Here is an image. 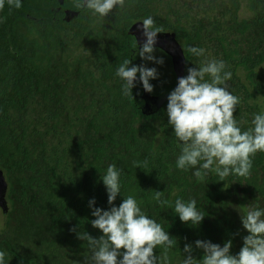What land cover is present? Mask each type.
<instances>
[{
	"label": "trees",
	"instance_id": "16d2710c",
	"mask_svg": "<svg viewBox=\"0 0 264 264\" xmlns=\"http://www.w3.org/2000/svg\"><path fill=\"white\" fill-rule=\"evenodd\" d=\"M28 1L27 15L25 5L16 9L7 0L0 11L5 204L0 206V251L6 261L91 264L92 250L77 232L102 235L92 227L89 201L104 210L111 207L101 178L111 164L121 171V195L114 205L133 196L149 218L177 239L167 252L168 264H182L186 243L201 259L196 240L221 246L231 240V254H238L248 235L241 217L264 209V153L254 157L247 179L230 175L219 181L210 172L199 181L195 169L176 167L182 142L168 124V100L151 114L138 111L137 104L145 110L150 103L141 94L139 74L132 98L122 94L116 71L125 59L132 60L157 69L158 78L150 80L154 93L172 89L176 72L165 50L155 46L162 65L142 60L139 50L128 51V28L152 17L156 26L173 31L185 49L182 77L189 67L208 60L225 62L232 73L228 90L240 98L234 116L246 131L254 115L264 113V0H126L105 20L83 9L69 21L50 18L46 0ZM189 46L204 48L205 54L194 56L186 51ZM145 161L146 167L133 166ZM154 191L163 192L170 206L153 199ZM176 199L196 200L205 215L199 226L180 221L173 211ZM163 252L156 250L158 256Z\"/></svg>",
	"mask_w": 264,
	"mask_h": 264
},
{
	"label": "clouds",
	"instance_id": "9594fccd",
	"mask_svg": "<svg viewBox=\"0 0 264 264\" xmlns=\"http://www.w3.org/2000/svg\"><path fill=\"white\" fill-rule=\"evenodd\" d=\"M7 4L16 9L22 7L21 0H7ZM125 6L126 0H73V7L86 9L102 20L114 9ZM4 7L5 0H0V11ZM163 31L152 17L143 19L142 34L146 39L138 53L142 60L164 63L154 55L157 34ZM136 45L137 40L134 47ZM186 51L197 57L205 54V49L199 47L189 46ZM226 67L223 60L216 59L202 63L199 68L189 67L187 75L178 79L177 86L167 97L168 124L182 142L176 167L182 171L195 169L193 174L199 181H204L210 172L216 174L219 181H226L230 175L247 179L251 176L254 157L264 153V113L254 115L253 127L241 130L234 116L240 98L228 90L227 82L232 79V73L226 71ZM138 74L144 90L153 92L150 80L158 78L157 69L133 65L132 60L125 59L116 71V76L123 81V95L133 98L132 89ZM206 76L210 79L206 80ZM133 166L146 167L147 162H133ZM120 176L121 171L115 164L109 165L106 174L101 176L111 205L108 210L94 207V199L89 201L95 217L92 227L99 229L102 235L95 238L87 231L77 232V238L87 241L92 250L91 264H168L167 252L178 243L177 239L149 218L133 196L124 198L119 206L114 205L121 195ZM162 197L163 192L154 191L153 199L161 206H170ZM196 204L195 199L188 202L176 199L173 211L181 222L197 227L205 215ZM241 221L248 235L243 237L238 254H231V240L223 246L196 240L195 248L203 250L202 258H194L193 246L186 243L182 264H264V209L247 211ZM71 231L76 232V228ZM157 248L164 250L163 255L156 254ZM5 257L6 253L0 251V264H9Z\"/></svg>",
	"mask_w": 264,
	"mask_h": 264
},
{
	"label": "water",
	"instance_id": "95a60500",
	"mask_svg": "<svg viewBox=\"0 0 264 264\" xmlns=\"http://www.w3.org/2000/svg\"><path fill=\"white\" fill-rule=\"evenodd\" d=\"M50 7V18H56L61 21H69L72 18L76 17L83 9H76L73 7V0H46ZM29 4L25 6V13L28 14ZM145 37L142 34V21L138 20L128 28L127 30V45L128 51L134 53L136 50H139L145 41ZM138 41V45L134 47V44ZM155 46H158L165 50L171 57L173 68L176 72V81L174 86L175 88L178 83V79L182 77L185 73V55L181 44L175 37L173 31L164 30L163 33L157 34V43ZM167 90L163 93H148L144 90H141V94L148 96L150 98L149 106L143 110L140 104H137L136 107L138 111L144 112L145 114H151L155 112L161 104H163L168 95L171 93V90ZM3 193H4V183L3 178L1 177L0 172V206L4 208L3 202Z\"/></svg>",
	"mask_w": 264,
	"mask_h": 264
},
{
	"label": "flooded vegetation",
	"instance_id": "af4514ba",
	"mask_svg": "<svg viewBox=\"0 0 264 264\" xmlns=\"http://www.w3.org/2000/svg\"><path fill=\"white\" fill-rule=\"evenodd\" d=\"M21 3L23 4V5H27V4H29V7H30V1H28V0H21ZM29 7H28V10H29ZM24 12H25V7H24ZM26 14V13H25ZM27 15V14H26Z\"/></svg>",
	"mask_w": 264,
	"mask_h": 264
},
{
	"label": "rangeland",
	"instance_id": "374dc122",
	"mask_svg": "<svg viewBox=\"0 0 264 264\" xmlns=\"http://www.w3.org/2000/svg\"><path fill=\"white\" fill-rule=\"evenodd\" d=\"M157 51V50H156ZM156 51L154 52V55L156 56L157 55V53H156ZM163 55H166L165 53H162ZM165 57V56H164ZM167 58H168V56H167ZM166 58V59H167ZM169 61V60H168ZM171 62H172V60H171ZM172 66H173V64H172ZM166 68V67H165ZM262 73H263V75H264V66H263V71H262ZM260 100V98L258 99V101Z\"/></svg>",
	"mask_w": 264,
	"mask_h": 264
}]
</instances>
